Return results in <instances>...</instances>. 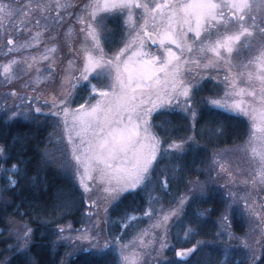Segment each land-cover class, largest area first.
I'll use <instances>...</instances> for the list:
<instances>
[{"label": "snow or ice", "instance_id": "snow-or-ice-1", "mask_svg": "<svg viewBox=\"0 0 264 264\" xmlns=\"http://www.w3.org/2000/svg\"><path fill=\"white\" fill-rule=\"evenodd\" d=\"M25 7L29 9L28 13L6 0H0V24L4 19L24 13L25 21L22 23L27 26L32 20L33 7L37 11H47L49 8L39 0ZM55 7L67 5L57 3ZM85 9L86 18L80 21L83 25L80 31L85 38L81 44L82 51L76 52L81 63L80 75L75 77L76 83L69 81V91L54 92L50 104V108L56 110L52 114L63 118L59 139L63 141L66 135L67 144L57 149L59 157L45 150L42 153L45 162L70 171L86 193H91L94 185L96 193H102V199L110 205L120 202L125 193L131 194L137 188L147 187L153 182L162 184L166 189L170 179L174 181L176 177H169L161 170L163 179L157 178L155 173L160 161L170 155H187L194 143V136L179 141L161 137L152 124V114L163 106L179 107L191 118L192 130L195 131L198 120L195 92L200 90L201 82L189 74L194 68L222 65L229 73L224 77L223 95L209 98L206 103L227 113L243 114L249 118L251 126L246 151L251 153L249 163L255 175L245 183L253 186L259 183L264 190V46L255 48L254 54L242 58L241 63H234L242 51L247 53L252 50L257 36L264 41V0L258 3L255 0H91ZM101 13L120 15L124 21L126 36L121 41L123 47L111 54L106 51V47L112 45L107 43V27ZM42 18L47 23V17ZM35 22L39 24L40 20ZM152 46H155V51ZM12 64L18 62L13 60L4 65L5 73L12 72ZM234 68L238 70L234 71ZM81 81L86 82L82 85L84 92L88 93L90 89L89 103L87 107L80 104L72 109V92ZM241 84L244 86L241 87ZM245 96L252 99H241ZM92 100L95 103H91ZM48 103L45 100V104ZM41 112L40 107L33 109L28 103L22 110L11 111L10 118L38 122L37 114ZM219 133L222 135L223 130L220 129ZM21 139L27 141L28 136ZM164 144H167V148L162 147ZM69 149L71 159L66 160ZM5 152L6 149L0 147V154ZM220 155L217 154L218 157ZM214 163L219 165L218 175L220 172L231 175L224 162L216 160ZM180 170L183 171L182 168ZM0 171L13 173L8 186L0 191L18 186L19 181L15 177L23 171L21 167L14 164L10 170L0 165ZM209 187L210 184L206 183L193 186L188 193L179 197L174 207L161 214L155 227L164 229L165 239L168 221L173 217L187 216L186 208L191 202H198L201 198L210 199ZM228 196L234 202L236 194L229 191ZM243 199L247 214L261 215L254 207V201L250 204L246 197ZM232 202L225 207V214L220 218L224 227L217 234L226 249L234 238L228 230ZM91 203L96 204L97 201ZM61 207L70 205L63 204ZM104 211L107 213V207ZM153 211L149 208L145 215H151ZM201 215L193 210L186 237L191 234L194 238L200 234ZM128 226L124 224V227ZM257 230L259 224L252 229L253 232ZM68 231H72L71 225ZM65 232V228L58 229L57 235L61 240H88L97 254H104L106 249L112 250L119 245L116 249L119 252L117 264H139L135 241L122 244L119 236L107 237L104 238V246L100 247L101 233L85 229L73 236ZM33 234L31 227L15 230L16 244L12 247L18 253L17 264H39L31 256ZM225 236L228 237L227 241L223 240ZM139 239L143 243L142 235ZM130 245L133 247L130 248ZM207 245V241H196L191 248L177 255L190 256ZM166 246L162 241L161 248ZM242 250L245 259L241 264H259L264 260V231L260 232V239H245ZM7 264H11V260ZM225 264H228L227 256Z\"/></svg>", "mask_w": 264, "mask_h": 264}, {"label": "trees", "instance_id": "trees-1", "mask_svg": "<svg viewBox=\"0 0 264 264\" xmlns=\"http://www.w3.org/2000/svg\"><path fill=\"white\" fill-rule=\"evenodd\" d=\"M24 13L16 15L9 21L11 30L20 24ZM104 19L108 25L105 34H112L115 37L122 34L120 15H104ZM11 34L15 35V31ZM112 46L114 49L111 48L110 52L117 47L115 42ZM209 90L210 86L206 84L197 92L199 109L195 131L192 130L189 116L180 111L161 109L152 115L154 129L161 137H170L179 141L194 136V143L187 155H170L160 161L155 173L157 178L163 179L161 170L169 177H176L174 181L170 179L166 189L162 184L157 185L153 182L147 187L137 188L131 194L125 193V197L120 202L109 207L112 235L117 236L119 232L124 233L123 236L127 235L132 225L130 223L122 230L123 225L130 216L143 214L152 198H157L166 206L173 205L182 194L188 193L196 181L210 179L209 165L214 151L246 141L249 136L247 119L206 104L203 98ZM37 115L38 122L19 117L10 118L5 110H0V145L6 149V152L0 156V165L11 170L12 165L16 164L23 169L15 177L19 181L17 187H8V190L0 191V264H7L8 260H11V264H17L18 253L16 248L12 247L16 244L14 233L16 229L24 227H31L34 230L31 256L39 264H117L119 256L114 249H106L104 254H97L93 248H84L70 254L72 250L70 243L61 240L57 235L58 229L63 225L70 224L75 229L85 225L88 201L84 191L68 171L45 162L42 155L45 150L56 153L58 157L60 155L54 140L56 122L51 115L40 113ZM220 129L223 130L222 135L219 133ZM22 136H28V140L21 139ZM164 148H167V144H164ZM181 168L183 171L180 170ZM12 174V171L7 173L2 171L0 189L8 186ZM208 195L210 199L201 198L198 202H191L186 208L188 215L177 222L178 227L176 226L174 236L176 242L181 240L184 226H188L191 222L190 216L193 210L200 213L203 210L207 212L205 216L200 217V234L192 237L184 246H192L198 239H212L216 234V220L225 208L223 185L210 184ZM63 204H69L70 207H61ZM238 218L235 216L234 225L236 232L241 233L242 223ZM175 245H179V242ZM210 248H206L211 251L209 252L211 255L207 256L208 260L205 264L216 263L215 258H209L216 250L214 247ZM202 249L204 248H199L192 256H201L205 251ZM218 252L221 254V251ZM169 256L171 260L155 264H184L183 259L174 258L173 253L168 254ZM231 260L234 262L233 259ZM231 260L228 264H233Z\"/></svg>", "mask_w": 264, "mask_h": 264}, {"label": "rangeland", "instance_id": "rangeland-1", "mask_svg": "<svg viewBox=\"0 0 264 264\" xmlns=\"http://www.w3.org/2000/svg\"><path fill=\"white\" fill-rule=\"evenodd\" d=\"M18 1L21 2L14 3L12 0H6V2H10L14 7L23 8L25 13H28L29 11L25 5L34 4L36 2L29 0ZM39 2L42 5H48L49 8L47 11H37L33 7L31 12L32 20L27 26L22 23V21H25V15L21 17L20 24L13 30L9 28V21L15 16L10 19H4L3 23L0 24L2 31V36L0 37V110H5L8 116L11 117V111L22 110L28 103L31 104L33 109L40 107L42 109L40 114L51 115L56 122L54 140L56 144L55 147L58 149L65 147L67 144V136H64L63 141L59 139L62 132L63 118L52 114L56 110L51 109L50 104L54 92L59 93L61 91H69V81L73 84L76 83L75 77L80 75L81 63L76 56V52L82 51L81 44L85 38V34L80 31L83 27L80 21L86 18L85 5L89 4L91 0H39ZM255 2L258 3L259 0H255ZM57 3L67 5V7L57 8L55 7ZM87 11H91V9H88ZM137 14L139 15V10H137ZM101 15L105 14L101 13ZM257 15L259 16V13ZM42 17H47V23H45V20ZM120 17L122 19V34L118 37H115L112 34H105L108 44L112 45L115 42V45L117 46L115 50L123 47L121 41L126 36L124 21L122 16ZM36 20H40V23L36 24ZM103 23L106 25L105 19ZM107 26L108 25H106V27ZM14 31L15 35L11 34V32ZM36 33H40V35H36ZM9 40H11L12 43H8ZM261 46H264V41L257 36L253 43L252 50L247 53L242 51L234 63H241L242 58H247L248 56L253 55L255 48ZM111 48H113V46L106 47V51L110 54L115 51L110 52ZM10 49L11 51H9ZM152 50L155 51V46H152ZM13 60L17 61L18 64H12V72L5 73L4 65ZM69 61H72V63L69 64ZM237 70L238 69L234 68V71ZM226 75H229V73L222 65L213 68H194L189 74L190 77H195L200 80V90L206 84L210 86L209 92L205 94L206 96L203 98L205 102L209 98H218L223 95L225 89L223 81ZM84 83L86 82L81 81V83L77 85L75 91L72 92V102L70 103L72 109L78 108L80 104H85L87 107L89 103L88 96L90 89L88 93L84 92L82 87ZM93 83H96V81L93 80ZM240 86L243 87L244 85L241 84ZM197 92H195V109L198 112L199 102L196 96ZM95 95L98 97V93ZM241 99L250 101L252 98L245 96ZM45 100H48L49 103L45 104ZM90 102L95 103L94 100ZM161 109L177 110L188 115L179 107L163 106L157 110ZM156 111H154L153 114ZM237 115L247 119L250 131L251 121L249 118L243 114ZM248 141L249 136L242 144L214 151L209 165V172L211 173L210 179L206 181H196L193 184V186L200 183L222 184L225 190V207L228 203L233 201V198L228 196L229 191L236 194V198L234 199V202H232V211L229 213L230 228L228 230L234 237L229 241L230 246L226 249L221 242V237L217 235L221 231V228L224 227L220 222V218L225 214V208L222 215L216 220L217 231L213 238L197 240L207 241V247L215 248L217 251V258H221L220 261L217 262L218 264H225L226 256L228 261L231 259L234 260V262L231 260L233 264H241V261L245 259V253L242 250L243 241L245 239H260V232L264 231V190H262L259 183L255 186L251 183H245L250 176L255 175V173H253V168L249 163L251 153L250 151H246V149H248ZM0 147H2V145H0ZM162 147H164V145ZM218 153L222 155L218 157ZM2 155L3 154H0V156ZM65 159H71L70 149L66 152ZM216 160L224 162L228 171L231 172V175H229L228 172H220L218 175L219 165L214 163ZM68 172L80 186L78 178L74 177L70 171ZM1 177L2 171H0V179ZM81 189L84 191L82 187ZM84 193L88 201L85 225L79 229H75L71 226L72 231L70 233L68 231V226L70 224L63 225L61 228L66 229V235L71 234L74 236L77 232L85 229L90 230L93 233H101L102 238L99 240L100 247L104 246V238L107 237L114 238L119 236L121 238L120 243L122 244H129V242L135 241L134 247L136 257L139 259V264L165 262L171 260V257H168V254L173 253L175 255L174 258H178L177 253L180 250L188 249L184 244L190 242L192 236L191 234L187 237L185 236V233L188 232L187 226H184L183 228L181 240L176 242L174 239L176 226L178 227L177 222L181 221L182 218L173 217L168 221L166 239L164 237V229L155 227L161 214L174 207L176 202L173 205L166 206L159 202L157 198H152V201L145 212L151 208L154 210L153 213L151 215H145L144 212L140 215L134 214L130 216L126 223L128 225L131 223V231L125 236H123L124 233L122 232H119L117 236H114L110 232L108 215L109 207L111 205L105 203L102 199V193L99 195L96 193L94 185L91 193H86L85 191ZM245 197L250 204L253 203V201L255 202L254 207L261 213V215L252 216L244 211L243 198ZM93 200L97 201V203L92 204L91 201ZM106 207L108 209L107 213L104 211ZM206 212L207 211L205 210L202 211L203 216H205ZM235 216L239 217L238 219H240L242 223L241 227L243 232L241 233L236 232L234 225ZM258 224L259 230L253 232L252 229L257 228ZM123 229H125L124 225L122 227V230ZM141 235L143 236V243H141L139 239ZM223 240L227 241L228 237H223ZM65 241L69 242L71 245L72 250L70 254L84 248H92L88 240ZM162 241L167 245L164 248H161ZM178 242L180 246L175 245ZM118 247L119 245H116L113 249L119 256V252L116 250ZM131 247H133V245H130V248ZM218 251H221V254H218ZM196 261L197 259L195 256V258L191 260V263H195Z\"/></svg>", "mask_w": 264, "mask_h": 264}, {"label": "flooded vegetation", "instance_id": "flooded-vegetation-1", "mask_svg": "<svg viewBox=\"0 0 264 264\" xmlns=\"http://www.w3.org/2000/svg\"><path fill=\"white\" fill-rule=\"evenodd\" d=\"M192 246H190V247H188V248H191ZM204 249H205V251L204 252H202L203 254L201 255V256H196V259H197V261H196V263H198V264H205L206 263V261L208 260V257L207 256H210L211 254H209V252H211V251H208V250H206V248H210V247H203ZM201 249V248H200ZM204 249H202V250H204ZM211 249V248H210ZM184 250V249H183ZM207 251V252H206ZM205 253H208V254H205ZM217 252L216 251H214L213 252V256L212 257H209L210 259L212 258V259H214L215 258V264H218L217 262H219L220 261V259L221 258H217V254H216ZM200 254H201V252H200ZM193 254H191L190 256H186L185 258H182L183 259V263L184 264H194V263H191V260L192 259H194L195 258V256H192ZM215 256V257H214ZM259 264H264V260H261V261H259Z\"/></svg>", "mask_w": 264, "mask_h": 264}, {"label": "water", "instance_id": "water-1", "mask_svg": "<svg viewBox=\"0 0 264 264\" xmlns=\"http://www.w3.org/2000/svg\"><path fill=\"white\" fill-rule=\"evenodd\" d=\"M180 251H182V250H180ZM180 251H179V252H180ZM178 257H180V258H185L186 256H183V257H182V256H179V255H178Z\"/></svg>", "mask_w": 264, "mask_h": 264}]
</instances>
